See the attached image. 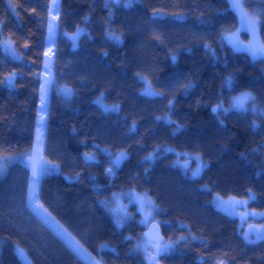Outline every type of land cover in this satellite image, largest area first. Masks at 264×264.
<instances>
[{
	"label": "trees",
	"instance_id": "16d2710c",
	"mask_svg": "<svg viewBox=\"0 0 264 264\" xmlns=\"http://www.w3.org/2000/svg\"><path fill=\"white\" fill-rule=\"evenodd\" d=\"M49 3L0 0V156L33 146ZM239 3L261 19L264 42V0ZM57 24L58 32L88 35L76 48L60 33L53 43V73L73 95L48 96L42 157L60 173L38 181L39 205L102 264H148L136 249L144 230L138 214L117 226L101 205L125 189L147 193L160 232L175 242L159 264H264V239L247 243L237 217L214 204L252 196L248 209L264 213V116L251 100L247 111H212L245 91L264 108V60L221 39L237 29L227 0H59ZM106 27L119 43L106 38ZM3 40L20 60L3 52ZM177 80L194 86L185 91ZM145 88L163 95L145 96ZM100 96L119 110L103 111L94 102ZM85 153L97 161L86 162ZM183 155L198 158V175L191 174L197 159L188 171L177 164ZM28 181L20 163L0 176V264H22L17 249L30 264H86L29 209ZM257 222L264 230V216Z\"/></svg>",
	"mask_w": 264,
	"mask_h": 264
},
{
	"label": "rangeland",
	"instance_id": "374dc122",
	"mask_svg": "<svg viewBox=\"0 0 264 264\" xmlns=\"http://www.w3.org/2000/svg\"><path fill=\"white\" fill-rule=\"evenodd\" d=\"M58 2L59 0H50V3L48 5V22H47V29H46V38H45V43H46V48L45 51L48 50L49 48L51 49V52L49 54V57H43V63L41 67V71L39 73V78L40 81L42 79H49L52 81L51 85L49 86L45 98V102L43 106L41 105V92H39V106H38V111H37V120H36V126H35V133H34V141H33V146L32 148L22 154H17V155H2L0 156V176L5 172L6 166L12 163H20L24 165L27 170L29 171V181H28V190H27V205L29 209L46 225L48 226L69 248H71L86 264H95V261H99L100 264L101 261L92 257L89 255L87 252H85L78 244V242L74 239L72 240V236L67 232V230L61 226L58 223V226L56 225V221L52 220L51 218H45L46 214L44 213V209L39 208V203L37 200V188H38V181L43 178L46 175L50 174H59V167L56 164H51L47 161H45L42 157V150H43V143H44V134H45V120H46V103L48 100V96L51 91H53L55 94L60 95L62 98L65 100H69L72 95H73V89L59 83L56 80V77L53 73V43L56 38V36L60 33L61 36L66 38L67 41H69L70 45L72 48H76L78 45V39L82 35H88V32L85 28H79L77 31L74 33H65V32H58ZM51 12V15H50ZM55 17V19H53ZM254 17V16H252ZM49 23H52L55 28L54 35L49 38V32H48V25ZM230 33H233L230 32ZM228 45L230 42L228 40H224ZM1 47L2 50L5 54L10 56L11 58L15 60H20V55L14 50L13 44L8 41V40H3L1 42ZM47 63V67L49 69L48 72H45V64ZM264 64V63H263ZM11 76V75H10ZM9 76V77H10ZM16 76V75H15ZM15 76L12 78L11 83L8 82L7 80V85L12 87L13 85V80ZM71 89V92L68 94H65L64 89ZM240 94V93H239ZM239 94L235 95L238 96ZM233 96V97H235ZM232 98V97H231ZM231 98H228V100L225 103H222L223 108H229L231 104ZM250 100L245 102V108H247V104ZM95 104H97L103 111H105V108H108V111H115L113 109V106L107 105L104 101L102 96L98 97L95 99ZM232 110H237L235 108H232ZM105 111V112H108ZM240 111V110H237ZM242 111V110H241ZM167 123H169V119L165 120ZM32 156V162L30 164L25 163V159L28 158L29 156ZM91 157H94L93 160H89V162H94L97 161V157L94 153L88 154ZM188 159H197V165L196 167L191 171V174L195 173L196 176L200 173L201 171V164L198 161V158H193L187 155L179 156L177 158V164L181 165L185 160ZM35 163L38 166V179H33L32 176V164ZM43 163V166L48 169L46 172H41L39 170L40 165ZM64 177L67 180L74 181L77 178V175H64ZM116 195V198H113V194L105 200L101 201V205L103 208L106 210L108 214L112 216L114 219L115 223L117 226H121L122 224L134 219V213L138 214V223L139 225L143 228L146 229L148 225L152 222H157L154 219L153 216V202L151 198L147 195L145 192H137L133 189H125L121 190L118 192H114ZM133 194H138L139 196H142L145 198V203L143 209H141L140 205L136 202L135 196ZM31 197V199H30ZM232 202L231 206V212L237 213V222L238 226L240 229H244L247 225L253 224L255 226V230L253 235H251V238L256 242L259 241L260 239H256L255 233L257 230H262V227L260 224H258L257 220L261 219L264 216V213H258L253 210H249L247 205L249 201L252 199V196H249L247 199H236V198H229ZM226 200L222 198H215L214 204L217 207L220 201ZM104 202V203H102ZM246 202V203H245ZM133 208L131 210L130 208ZM117 221H122L118 225ZM158 223V222H157ZM160 229V228H159ZM62 230H66L67 235L63 234H58L62 233ZM168 242V241H166ZM145 243V241L142 239V241L139 244ZM77 247H79V251L75 250ZM147 257V262L149 264V258L148 255L141 250ZM149 252L154 253L155 249L151 248L149 246ZM17 256L19 257L20 261L22 264H30L28 261L25 253L17 249L16 251ZM158 256L155 257L157 259ZM220 264V263H218Z\"/></svg>",
	"mask_w": 264,
	"mask_h": 264
},
{
	"label": "snow or ice",
	"instance_id": "6c2138e0",
	"mask_svg": "<svg viewBox=\"0 0 264 264\" xmlns=\"http://www.w3.org/2000/svg\"><path fill=\"white\" fill-rule=\"evenodd\" d=\"M115 3H118L119 0H114ZM229 3L231 5V7L237 11V14L240 17V21L241 24L247 29V31L251 34V36L253 37V42H250L249 45H244L241 46L239 40L236 38V34L235 33H222L221 34V39L223 40H228L233 47L236 50H245L248 51L252 57L255 59L257 57H264V43H260L256 38L258 35V32L260 30L261 27V19L259 17H252V16H248L247 14L243 13L241 11L242 9V5L237 3L236 0H229ZM106 7L107 2H106ZM130 4H125V7H129ZM51 15V12H50ZM53 19H55V17H53ZM48 32H49V38H51L54 35L55 32V28L54 25L52 23H49L48 25ZM79 32V29H78ZM105 33H106V38L107 39H114L116 42H120V36L117 35L116 33H114V31L110 28V27H106L105 28ZM158 38V37H157ZM206 48H208V45H205ZM51 52V49L49 48L48 50H46L44 52V56L45 57H49V54ZM104 55L106 56L107 53L105 52ZM173 59H175V57H173ZM49 69L47 67V63L45 64V72H48ZM137 75H139V73H137ZM15 76V73L11 74L10 77L7 78L8 82L11 83L12 78ZM228 79V83L229 86L231 85V78H227ZM52 81L49 79H42L40 81V92H41V105L43 106L44 102H45V98H46V94H47V90L49 88V86L51 85ZM174 84H179V86L181 88H183L185 91L189 90L190 88H192L194 85L192 84L191 81L188 82H184L182 80H177L174 81ZM65 94H68L71 92V89H64ZM149 95H163V93H148ZM251 100L252 103V107L251 110L253 112L259 111L261 116H264V108H259L257 107V104L255 103L256 101V97L252 95L251 92H242L240 93L238 96L232 97L231 98V104L229 108H223L222 106V102H219L216 106H214L212 108V111L214 113H217L218 110H222L224 113L229 112L230 110H232V108H235L237 110H242V111H247V109L245 108V102ZM169 106L173 105V100H169L168 101ZM113 109L115 110H119L118 106H113ZM105 111H108V108L104 109ZM157 119H160V117H157ZM253 125L255 126V121H253ZM179 127V126H178ZM153 154L149 153L148 157L146 159H150L152 158ZM29 160H32L33 157L30 155ZM120 156H117L116 159L113 161L114 165H118L119 160H120ZM84 159L85 161H89V160H93L94 157L89 156L87 153L84 154ZM39 170L41 172H46L48 171V169L46 167L43 166V163L40 165ZM106 172L108 174H112L113 169L112 167H109L106 169ZM193 175H195V173H193ZM32 176L33 179H38V166L33 163L32 164ZM115 193H113V198H116ZM135 196L136 202L140 205L141 209H143L144 207V203H145V198L142 196H139L138 194H133ZM31 199V197H30ZM104 203V202H102ZM246 203V202H245ZM39 208H43V205H39ZM44 213L46 214V219L47 218H51L52 220H55L54 217H51V213L47 212V209H44ZM59 222H56V225L58 226ZM118 225L120 223H122V221H117ZM251 228V226H249ZM58 234H63V235H67L66 230H62V233H58ZM145 237L148 238L147 242L142 243V244H137L136 249L139 250H143L149 258V264H159V261L155 259L156 256H160L162 254H166L173 246V244L175 243L174 241H168V242H162L163 238L159 237L158 239H153L151 237H149V233H145ZM255 237L256 239H264V230H257L255 233ZM72 240H74L75 238L72 237ZM244 239L247 243H254L255 241L251 238V235L249 232H245L244 233ZM149 246L153 249H155L154 253H150L149 252ZM75 250L79 251V247H77ZM95 264H100L99 261H95ZM220 264H223V261L220 262Z\"/></svg>",
	"mask_w": 264,
	"mask_h": 264
},
{
	"label": "water",
	"instance_id": "95a60500",
	"mask_svg": "<svg viewBox=\"0 0 264 264\" xmlns=\"http://www.w3.org/2000/svg\"><path fill=\"white\" fill-rule=\"evenodd\" d=\"M227 2L229 3V0H227ZM237 3H239V0H236ZM230 4V3H229ZM240 4V3H239ZM241 11L245 14H247V12L243 9H241ZM248 15V14H247ZM249 16V15H248ZM235 18H236V24H237V29L233 32L236 34V38L239 40L241 46L244 45H249L250 42H253V37L251 36V34L247 31V29L241 24L240 21V17L237 14V11L235 10ZM246 35V39H243L242 36ZM260 43H264L262 38H261V34H260V30L258 32L257 38H256ZM229 47L238 52V53H245L247 55H249L251 57V59L258 61V60H263L264 57H257V58H253L252 55L245 50H236L233 45L230 43ZM150 91L148 88H145L143 91V95L148 96ZM32 162V160H29V158L25 159V163L30 164ZM192 165V161L190 159L185 160L182 164L181 167L183 170L188 171L190 169ZM231 206H232V202L230 199L227 200H222L219 202L218 206H217V210L224 216L227 217H236L237 213L235 212H231ZM251 226V228L249 227ZM255 230V226L253 224H249L247 225L244 229H243V238H244V233L245 232H249L250 235H253ZM145 233H149V237L153 238V239H158L159 237L163 238L162 242H166V238L163 236V234L160 232L159 230V225L157 222H152L148 225V227L146 229L143 230L142 232V238L145 242H147L148 238L145 237Z\"/></svg>",
	"mask_w": 264,
	"mask_h": 264
},
{
	"label": "flooded vegetation",
	"instance_id": "af4514ba",
	"mask_svg": "<svg viewBox=\"0 0 264 264\" xmlns=\"http://www.w3.org/2000/svg\"><path fill=\"white\" fill-rule=\"evenodd\" d=\"M264 60V59H263Z\"/></svg>",
	"mask_w": 264,
	"mask_h": 264
}]
</instances>
